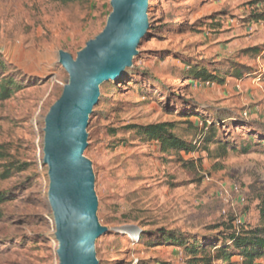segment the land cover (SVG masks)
I'll return each mask as SVG.
<instances>
[{
    "label": "rangeland",
    "instance_id": "374dc122",
    "mask_svg": "<svg viewBox=\"0 0 264 264\" xmlns=\"http://www.w3.org/2000/svg\"><path fill=\"white\" fill-rule=\"evenodd\" d=\"M109 3L0 0V62L10 66L0 67V78L21 84L0 100V171L13 163L25 169L0 181V193L7 198L0 205V264H58L42 164L43 120L68 78L57 63L58 52L74 58L100 34L111 12ZM148 5L150 30L132 67L115 85L100 87L101 101L89 116L83 155L92 163L97 219L111 229L96 239L99 264H184L178 248L151 246L157 242L152 235L159 230L204 234L232 218L255 227L258 199L264 196L262 152L225 158L182 155L183 162L200 159L188 170L178 159L161 154L156 143L139 142L125 129L183 122L177 110L184 107L171 99L249 116L258 105H247V97L240 100L233 94L236 80L228 78L226 87L188 86L181 72L190 63L228 72L236 65L248 70L240 82L259 84L263 93L264 0H149ZM251 48L260 52L255 59L243 54ZM183 128L177 132L184 134ZM231 131L222 126L233 144L247 141L239 128ZM128 226H145L147 233L137 241L138 230ZM116 229L124 230L116 234Z\"/></svg>",
    "mask_w": 264,
    "mask_h": 264
},
{
    "label": "water",
    "instance_id": "95a60500",
    "mask_svg": "<svg viewBox=\"0 0 264 264\" xmlns=\"http://www.w3.org/2000/svg\"><path fill=\"white\" fill-rule=\"evenodd\" d=\"M148 1L110 0L111 12L102 32L74 58L58 52L57 63L68 78L44 117L42 143L58 264H99L96 239L111 231L100 225L96 215L92 163L83 155L87 127L100 87L121 78L138 55L150 28Z\"/></svg>",
    "mask_w": 264,
    "mask_h": 264
},
{
    "label": "trees",
    "instance_id": "16d2710c",
    "mask_svg": "<svg viewBox=\"0 0 264 264\" xmlns=\"http://www.w3.org/2000/svg\"><path fill=\"white\" fill-rule=\"evenodd\" d=\"M62 5L83 0H50ZM150 30V28H149ZM243 54H250L251 59L259 56L260 52L255 48L244 50ZM0 67L7 69V64L0 62ZM230 72L223 68L209 67L205 63L186 64L182 70V77L188 81V86L193 84H214L224 86L228 78L242 81L246 78L248 70L232 65ZM2 69V70H3ZM127 70V69H126ZM122 77H125L127 71ZM6 71L5 73H7ZM7 77V76H6ZM6 77L0 78V100H6L15 90L21 89L20 82ZM122 77L120 79H122ZM116 82H112L115 85ZM153 82L158 83L155 79ZM176 97V96H175ZM99 98V102L101 101ZM184 108L178 109L177 115L183 122L165 121L148 125H129L125 129L132 131L139 142H154L158 145L159 152L169 157L178 159L183 167L194 170V163H200V159L183 162L181 156L196 153H215L219 158H225L229 154L246 155L250 152L264 153V123L254 120L247 114H236L235 111L218 108H204L201 103L192 100H169ZM213 112V116L209 113ZM194 119V121H192ZM180 123V124H179ZM222 126L228 130L239 128L242 134L247 136V141L239 145L233 144L227 134H223ZM184 127L182 132H177ZM113 133L115 131L113 130ZM233 133V131H231ZM221 135V137H220ZM190 137V140H189ZM213 146V150H211ZM24 166L7 164L0 171V181L7 180L13 172H23ZM6 194L0 193V205L6 202ZM257 225L244 227L237 219L232 218L225 223L207 228L204 234H183L181 232L159 230L152 235L155 242L151 246H173L178 248L183 257L184 264H264V196L258 199L256 207ZM145 227V226H143ZM142 227V228H143ZM142 228L136 229L128 226L127 229L138 230L135 240L140 241L144 233ZM116 234L122 233L119 230ZM133 236V233H131ZM237 258V260H234ZM138 264H151L149 261ZM155 264H164L156 262Z\"/></svg>",
    "mask_w": 264,
    "mask_h": 264
},
{
    "label": "crops",
    "instance_id": "0c3cea01",
    "mask_svg": "<svg viewBox=\"0 0 264 264\" xmlns=\"http://www.w3.org/2000/svg\"><path fill=\"white\" fill-rule=\"evenodd\" d=\"M229 83V82H228ZM228 83L222 87H226ZM240 86V88H239ZM233 89V91H232ZM231 89L233 94L240 96V100L247 97L248 104L247 105H258L250 108V116L252 119L263 122L264 123V92L260 93V85L254 84L251 82H240L235 81L234 87ZM260 99L259 102H256L255 99Z\"/></svg>",
    "mask_w": 264,
    "mask_h": 264
},
{
    "label": "bare ground",
    "instance_id": "6f19581e",
    "mask_svg": "<svg viewBox=\"0 0 264 264\" xmlns=\"http://www.w3.org/2000/svg\"><path fill=\"white\" fill-rule=\"evenodd\" d=\"M10 62H13V61L11 60ZM121 230H124V229H121ZM121 230H120V231H121Z\"/></svg>",
    "mask_w": 264,
    "mask_h": 264
}]
</instances>
